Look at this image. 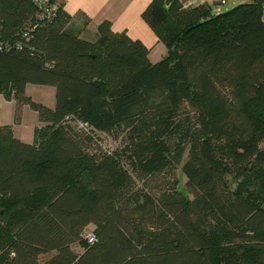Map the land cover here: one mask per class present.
<instances>
[{
	"label": "trees",
	"instance_id": "obj_1",
	"mask_svg": "<svg viewBox=\"0 0 264 264\" xmlns=\"http://www.w3.org/2000/svg\"><path fill=\"white\" fill-rule=\"evenodd\" d=\"M238 2L152 0L141 17L167 49L152 63L107 22L80 39L60 1L46 22L36 0H0V44H12L0 95L16 122L23 105L39 122L32 143L0 124V264H264V0ZM28 83L54 86V107L31 101ZM95 131L128 142L105 150ZM166 132L188 146L187 185L207 202L195 220L174 183L144 191L122 164L128 149L139 179L172 165Z\"/></svg>",
	"mask_w": 264,
	"mask_h": 264
},
{
	"label": "crops",
	"instance_id": "obj_2",
	"mask_svg": "<svg viewBox=\"0 0 264 264\" xmlns=\"http://www.w3.org/2000/svg\"><path fill=\"white\" fill-rule=\"evenodd\" d=\"M62 4L65 23L64 28L72 30L82 40L94 42L98 38L99 28L108 23L113 32H125L130 38L140 40L149 48L148 58L152 63L159 61L165 56L167 49L162 41L158 40L155 32L142 19L141 14L152 0H59ZM238 1V0H235ZM243 1V0H240ZM207 3V2H205ZM186 4V3H185ZM215 6L221 5V1H214ZM188 5V4H186ZM213 12H219L217 7ZM66 24V25H65ZM33 85V84H32ZM31 83L26 84L25 94L37 103L49 108L54 107L51 98L49 102L34 98ZM0 97H2L0 95ZM4 100V99H3ZM11 108L6 106V112L0 114V124L10 125L12 135L26 143L33 142L34 129L39 126L37 113L34 111L35 119L32 124H25V117L30 113V107L23 105L20 111V118L16 122V104L13 100L6 101ZM33 111V110H32ZM12 118V119H11ZM30 129L29 133L26 129Z\"/></svg>",
	"mask_w": 264,
	"mask_h": 264
},
{
	"label": "rangeland",
	"instance_id": "obj_3",
	"mask_svg": "<svg viewBox=\"0 0 264 264\" xmlns=\"http://www.w3.org/2000/svg\"><path fill=\"white\" fill-rule=\"evenodd\" d=\"M214 1H221V5L215 6L213 3ZM184 0V3L189 4H200V3H205L207 2L213 10H215L217 7L221 11H227L234 6H236L240 1H235V0ZM32 88V94H34L35 99H39L41 101H46L49 102L52 98L54 101V96H55V87L50 86V85H39V84H31ZM31 101L37 103V101L32 100ZM6 106L11 108L10 104L6 103L2 97H0V114H3L6 112ZM186 109L182 110L181 113L183 114L187 112L188 106H183ZM31 109V108H30ZM191 115V114H190ZM32 116H35L34 110H30V113H28L25 117V124L29 125L34 123L35 119H32ZM12 119V118H11ZM15 122V120H14ZM178 124V122H175L173 125V128ZM21 128L26 129L27 132L29 133L28 128H25L24 124L21 126ZM96 135L100 139V144L103 149L105 150H117V149H122L124 146H126L128 140L125 138V133H121L117 139H114L112 136L108 135L107 133L104 132H99L95 131ZM167 134L169 133H164L160 136L161 141H157L159 145L164 146L166 149L164 159L168 160L169 164V159H171L170 164L172 165H167L165 163H161V161H157V164H164L160 172L157 174L156 172L152 174V177H144L142 179H139L136 177L135 172L130 170V167L128 166L130 164L129 158L126 156L131 152V150H126L125 154H123L122 158V164H126L125 168L129 170V172L132 174L134 177V183L135 186L138 188H143L144 191H152V192H158V190L164 189L166 186H169L171 184H175L176 189L179 190V192L191 203L190 207L192 208L193 212L191 213V217L195 220L198 214H206L208 212V207H207V202L206 200L202 199L200 196L196 195L194 192H190V187L187 185V176L185 172L183 171V165L187 159V154H188V146L181 145L178 143L180 141L178 135H175L169 139H167ZM182 148L180 151V160L178 162L175 161V152L179 148ZM175 161V162H174ZM226 184H229L228 186L233 189L235 188V182L231 180L230 176H227L226 179ZM216 202L212 203V205H215ZM211 205V208H212ZM94 230H96L95 225H90L87 227L85 230L84 235L93 233ZM93 231V232H92ZM82 236V238H83ZM87 243V240L83 238V243ZM83 243H75L72 245V249L76 252H80L82 250V244ZM47 257V255L42 256L41 259Z\"/></svg>",
	"mask_w": 264,
	"mask_h": 264
},
{
	"label": "built area",
	"instance_id": "obj_4",
	"mask_svg": "<svg viewBox=\"0 0 264 264\" xmlns=\"http://www.w3.org/2000/svg\"><path fill=\"white\" fill-rule=\"evenodd\" d=\"M38 9L40 10L39 15L37 16L40 20H45L46 22H51L56 16V10L58 7L59 0H36ZM19 47V44L18 46ZM12 49V44L4 43L0 44V51H9ZM84 238L87 240V243H93L95 240L94 234L89 233L84 235Z\"/></svg>",
	"mask_w": 264,
	"mask_h": 264
}]
</instances>
